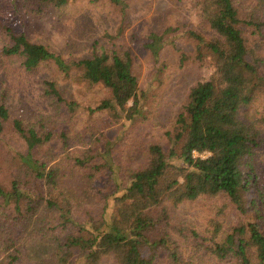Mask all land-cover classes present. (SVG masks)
<instances>
[{
	"label": "trees",
	"instance_id": "trees-1",
	"mask_svg": "<svg viewBox=\"0 0 264 264\" xmlns=\"http://www.w3.org/2000/svg\"><path fill=\"white\" fill-rule=\"evenodd\" d=\"M36 1L56 10L76 0ZM104 1L118 22L86 57L65 61L7 32L0 56L23 73L56 74L37 81V111L0 88V264H264V0H169L197 19L192 55L180 51L179 62L205 74L137 164L117 157L128 136L110 142L92 130L95 118L133 124L146 111L124 42L133 0ZM163 22L145 35L155 59L179 28ZM65 80L105 95L83 104L64 96ZM77 119L82 136L72 135ZM200 199H223L204 228L172 216Z\"/></svg>",
	"mask_w": 264,
	"mask_h": 264
},
{
	"label": "rangeland",
	"instance_id": "rangeland-1",
	"mask_svg": "<svg viewBox=\"0 0 264 264\" xmlns=\"http://www.w3.org/2000/svg\"><path fill=\"white\" fill-rule=\"evenodd\" d=\"M114 9L104 0H76L56 10L36 0H0V51L9 44L7 32L11 31L14 34L24 32L30 41L46 46L65 61L86 57L91 41L105 29L116 26L118 11ZM128 17L129 26L124 30V42L129 44L132 51V72L137 77L138 89L145 94L143 105L146 111L143 119H135L133 124L121 121L109 125L105 116L95 118L100 124H94L92 130L103 133L110 142L128 136L127 145L119 141L118 145L121 146L117 150V157L132 156L137 164L146 143H162L165 140L175 115L186 102L189 88L204 76L205 70L191 60L183 64L179 62L180 51L192 55L193 41L187 31H198L195 28L197 19L189 11L172 5L169 0H133ZM160 17L164 18L162 26L171 24L179 28L166 36V43L155 59L144 47L145 35L152 28L162 33L154 24ZM131 34L132 41L129 39ZM18 65L0 56V88L9 89L14 99L13 106L21 101L24 107H28L27 110L37 111L39 106L36 99L41 93L37 81L45 78L46 74L53 77L56 71L53 69V72L48 73L40 69L33 73H23ZM62 88L64 96L83 104L94 105L105 95L100 89L94 88L90 93L83 86L66 80ZM44 107L45 104L41 103V108ZM80 112L77 111V114ZM77 121L80 124L72 135L82 136L88 129L81 120ZM258 159L261 171L264 172V152ZM222 203L223 199H200L171 207L170 211L175 219L204 228L216 216L217 205Z\"/></svg>",
	"mask_w": 264,
	"mask_h": 264
},
{
	"label": "built area",
	"instance_id": "built-area-1",
	"mask_svg": "<svg viewBox=\"0 0 264 264\" xmlns=\"http://www.w3.org/2000/svg\"><path fill=\"white\" fill-rule=\"evenodd\" d=\"M198 154H196L195 152H194V156H197Z\"/></svg>",
	"mask_w": 264,
	"mask_h": 264
}]
</instances>
